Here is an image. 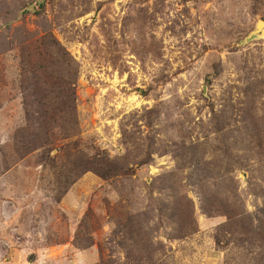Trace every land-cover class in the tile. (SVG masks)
<instances>
[{
  "label": "rangeland",
  "instance_id": "obj_1",
  "mask_svg": "<svg viewBox=\"0 0 264 264\" xmlns=\"http://www.w3.org/2000/svg\"><path fill=\"white\" fill-rule=\"evenodd\" d=\"M261 19L0 0V264H264Z\"/></svg>",
  "mask_w": 264,
  "mask_h": 264
},
{
  "label": "water",
  "instance_id": "obj_2",
  "mask_svg": "<svg viewBox=\"0 0 264 264\" xmlns=\"http://www.w3.org/2000/svg\"><path fill=\"white\" fill-rule=\"evenodd\" d=\"M264 38V20H259L255 29L249 34L248 39Z\"/></svg>",
  "mask_w": 264,
  "mask_h": 264
},
{
  "label": "trees",
  "instance_id": "obj_3",
  "mask_svg": "<svg viewBox=\"0 0 264 264\" xmlns=\"http://www.w3.org/2000/svg\"><path fill=\"white\" fill-rule=\"evenodd\" d=\"M102 175L105 177L106 174H102ZM105 178H106V177H105Z\"/></svg>",
  "mask_w": 264,
  "mask_h": 264
}]
</instances>
